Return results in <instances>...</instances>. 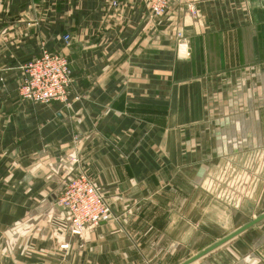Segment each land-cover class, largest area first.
<instances>
[{"label":"crops","instance_id":"obj_1","mask_svg":"<svg viewBox=\"0 0 264 264\" xmlns=\"http://www.w3.org/2000/svg\"><path fill=\"white\" fill-rule=\"evenodd\" d=\"M117 2L0 0V264H180L225 225L198 186L211 159L264 205V0ZM42 49L69 62L64 102L18 93ZM79 171L113 217L76 237L55 200ZM208 255L190 264H224Z\"/></svg>","mask_w":264,"mask_h":264},{"label":"built area","instance_id":"obj_2","mask_svg":"<svg viewBox=\"0 0 264 264\" xmlns=\"http://www.w3.org/2000/svg\"><path fill=\"white\" fill-rule=\"evenodd\" d=\"M108 1L112 7L118 5L117 0ZM145 2L153 15L160 16L165 12L169 0ZM178 37L183 44L181 33H178ZM63 40L68 43L69 35L65 34ZM20 68L23 78L18 85V93L22 99L45 104L66 100L72 77L69 62L64 55L42 49L38 56L27 60ZM55 204L66 210L68 231L73 236L81 235L86 227L98 225L101 221L110 219L112 215L108 198L96 186L93 176L82 171L69 178Z\"/></svg>","mask_w":264,"mask_h":264},{"label":"rangeland","instance_id":"obj_3","mask_svg":"<svg viewBox=\"0 0 264 264\" xmlns=\"http://www.w3.org/2000/svg\"><path fill=\"white\" fill-rule=\"evenodd\" d=\"M228 151L227 147H220L219 154L223 156L228 155ZM215 163L216 162H213V159H211V162L205 164V167H207L204 171L206 176L198 186H201L200 188L207 193L210 192L212 197L222 204V210L227 208V211H222L227 218H225V225L221 228V234L218 233L221 231L218 229L216 237L211 238L208 236L207 242H191L185 246L176 244L174 252L169 250V254H195L206 246H209L217 238L234 231L264 212V205L260 203L257 204L258 198H256V200L249 198L248 202H246V200L241 201L246 198L242 197L243 193L246 194V190L242 188L245 184L237 180L236 168H234V166L231 167L229 161H218V166H215ZM194 164L196 167L200 165L198 162ZM257 166L261 168L260 165H256V168ZM198 179L194 182L195 187L199 181ZM257 179L258 178L254 180L253 192L260 186V182H258ZM253 198H255V196H253ZM112 217L113 216H111V218ZM158 245L161 246L162 242L154 244V247ZM158 252V254L164 253L163 249ZM208 254H210L208 255L209 258L214 255L216 258H219V261H222V263L224 261V264H264V220ZM224 255H226V258H224Z\"/></svg>","mask_w":264,"mask_h":264},{"label":"water","instance_id":"obj_4","mask_svg":"<svg viewBox=\"0 0 264 264\" xmlns=\"http://www.w3.org/2000/svg\"><path fill=\"white\" fill-rule=\"evenodd\" d=\"M262 220H264V212L261 213L260 215L256 216L255 218L251 219L250 221L246 222L245 224L241 225L240 227H238L234 231L230 232L229 234L225 235L224 237L218 239L217 241H215L214 243L210 244L206 248L200 250L199 252H197L193 256L189 257L185 261L181 262L180 264H190V263L194 262L195 260L199 259L200 257L210 253L211 251H213L216 248L220 247L224 243H226L229 240L233 239L237 235L243 233L247 229L253 227L254 225H256L257 223H259Z\"/></svg>","mask_w":264,"mask_h":264}]
</instances>
